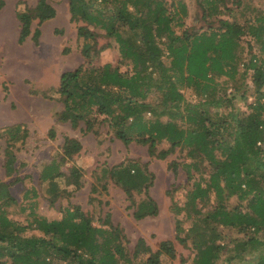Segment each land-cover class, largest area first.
<instances>
[{
  "label": "trees",
  "instance_id": "obj_1",
  "mask_svg": "<svg viewBox=\"0 0 264 264\" xmlns=\"http://www.w3.org/2000/svg\"><path fill=\"white\" fill-rule=\"evenodd\" d=\"M67 1L71 20L83 23L77 29V37L85 42H93L92 46L82 48L84 59L93 60L104 48L95 49L100 34L90 29L101 24L105 35L118 44L121 60L131 64V71L120 73L111 64H105L99 70L89 68L87 75L83 76L85 71L79 67L62 73L58 88L54 91L37 92L31 89L30 94L49 99V92H56L63 105V110L57 116L58 121L69 122L72 128L83 122L84 133L99 135L98 129L94 128L96 115L105 116L104 121L108 122L114 137L125 146L133 142L147 145L149 156L159 160L166 159L177 148L191 158L189 163L181 166L176 162L169 165L174 174L179 167L182 168L187 180L192 181L185 209L172 208L175 216L181 210H186L185 217L191 220L189 231L193 232L192 237L184 233V221L175 219V240L180 245L186 246L187 240L194 241V236H199L203 230L198 227L201 222L213 230L214 223L243 234L244 239L236 240L233 246L236 256L247 255L251 250L264 247V145H258L264 143V60L257 61L256 56L251 55L242 64L243 70L239 73L240 80H244L249 71L252 73L254 102L246 115L239 116L229 108L230 111L224 114L225 119L211 120L204 117V111L198 113L197 109L190 108L187 115L180 117L190 123L183 128L175 123L179 113L170 112L166 122L158 117L152 122L143 121L142 110H152V106L140 102L150 92H158L162 108L179 111L184 102L183 89H193L204 95L211 75H227V72L238 74L234 51L242 36L250 37V50L256 47L257 51L264 53V10L252 21L240 25L217 16L231 13L225 0H207V9L217 15L209 14L203 3H197L202 11L200 21H204L203 25L199 29L185 28L177 35L174 27L182 25L175 21L174 2L167 5L165 0H146L143 6L146 9L141 10L139 0H119L118 10L107 13L100 4L108 0ZM233 2L237 5L241 3L240 0ZM219 4L223 5V11H219ZM129 5L133 11L128 10ZM3 6L4 1L0 0V9ZM249 9L253 13L256 11ZM54 16L55 9L48 0H38L33 8L18 13V42L23 43L30 35V27L35 20L37 28L33 39L37 40L40 35L38 27ZM164 34L169 38L165 48L171 58L168 67L161 61L163 52L156 43V39ZM149 70L157 74L154 85L150 84L152 78L149 81L144 79V74ZM233 101L232 96L228 97L225 93L217 99L216 104L219 102L223 109H228ZM115 112L118 113L111 117ZM227 127L232 129L229 135L232 137L231 144L222 140L221 134L228 130ZM50 136L54 137L53 131H50ZM26 137L27 132L22 131L21 125L6 127L0 133V139L4 138L6 143L4 169L9 176L17 175L13 147L18 142L23 143ZM162 141L167 142L169 148L156 153V145ZM80 150L79 141L66 137L60 160L54 159L41 168L39 185L46 183L44 198L51 206L64 194L56 179L64 178L66 184H74L76 188L82 186L79 169L71 167L68 174L61 171V166L70 162ZM142 168L146 171L147 164L140 166L128 162L113 168L104 167L100 177L94 175L96 182L109 176L123 189L133 208L132 216L137 221L158 213L156 203L147 194L152 180L149 181L146 176L152 178V175L147 174L144 178ZM16 178L15 181H18ZM9 187V184L0 182V264H6L8 260L10 264H132L133 260L143 255L147 256L144 264H160L163 256L175 258L171 241H162L158 250L152 252L144 240L139 239L134 245L132 259H129L126 256L127 239L123 230L111 223L110 213L105 214L102 221L106 229L94 227L92 218L77 206L64 209L58 220H48L34 215L36 204L33 203L27 209L19 206V212L32 215V220L27 219L25 225L9 219L5 208L16 205ZM132 188L137 192L144 190L145 193V198L137 204L130 196ZM91 191H96L95 186ZM211 195L216 205L212 211L204 213L202 219L197 216L199 210L196 203L209 201ZM37 196L32 188L24 193L23 200ZM233 197H236L238 206L228 209L226 204ZM28 229L38 232V236H22ZM194 247V264H216L217 255L222 249L214 241L208 246L196 243ZM258 264H264V259Z\"/></svg>",
  "mask_w": 264,
  "mask_h": 264
},
{
  "label": "rangeland",
  "instance_id": "obj_2",
  "mask_svg": "<svg viewBox=\"0 0 264 264\" xmlns=\"http://www.w3.org/2000/svg\"><path fill=\"white\" fill-rule=\"evenodd\" d=\"M3 1L4 6L0 9V133L4 128L13 125H21L22 131L27 132L24 142H18L13 147L16 155V176L15 174L9 176L5 172L4 149L6 143L4 138L0 139V182L10 185L9 191L16 201L15 206L5 208L9 219L25 225L27 219L32 220V215L28 216V212H19V206H24L27 209L33 203L36 204L33 210L34 215L48 220H58L64 209L77 206L92 218L94 227L103 229L107 228L102 225L105 214L110 213L111 223L119 226L127 239L126 256L129 259H132L134 245L139 239H143L152 252L158 250L162 241L173 243L175 258L168 259L163 256L160 258V264H194L196 258L194 245L198 243L208 246L212 241L222 247L217 255L216 264H258L264 259V247L251 250L247 255L236 256V251L233 248L234 243L236 240L244 239V235L214 223L212 224L214 230L204 223H198V227L203 230L200 231L199 236H194L193 239L196 243L193 240H187V245L182 246L175 240V219L183 220L184 233L193 236V232L189 231L191 220L185 217L186 210H181L182 212L175 216L172 209L174 207L179 210L180 208L185 209L187 192L192 188V181L187 180L182 168L179 167L178 172L174 174L169 167L172 162H176L179 166L189 163L191 158L185 152L177 148L166 159L159 160L149 156L147 145L133 142L125 146L114 137L113 130L108 127V122L104 121L105 116L96 115L94 128L98 129L99 135L95 136L92 132L84 133L83 122H79L76 128H72L69 122L58 121L57 116L63 110V105L58 100L59 96L56 92L51 94L49 92V99L30 94L31 89L37 92L57 89L61 74L74 71L79 67L85 71L83 76L87 75L89 68L99 70L105 64H111L120 73L130 72L131 64L121 60L118 44L114 39L105 35L101 24H98L96 28L90 27V29L100 34L95 49L98 50L102 46L104 48L96 58L89 61L84 59L81 50L84 47L92 46L93 42H85L77 37V29L83 23L71 20L67 0H48V3L55 9V16L38 27L40 35L37 40L33 39L37 21H33L30 35L23 43L18 42L20 23L16 15L28 8H33L38 0ZM139 1L140 9L145 10L146 8L143 6H145L146 0ZM205 1L207 0H165L167 5L174 2L175 21L182 25L174 27L177 35L185 28L199 29L203 25L204 21H200L202 11L197 7V3H203L207 9ZM225 1L226 7L232 10L231 13L225 12L222 16L207 9L208 13L242 25L252 21L253 17L264 10V0H240V5L234 3V0ZM100 6L107 13H111L118 10L119 0H108L104 4L101 3ZM222 6L219 4V11H223ZM249 8H254L256 11L253 13ZM128 10L133 11L130 5ZM249 42L250 37L242 36L235 48L238 74L231 75L227 72V75H211V81L208 83L204 95L193 89H183L184 102L179 111L162 108L159 104L160 94L158 92L147 94L146 98L140 102L150 104L152 110L148 108L142 110L143 121L152 122L158 117L161 121L166 122L169 120L170 112L179 113L175 123L186 128L190 123L180 117L187 115L190 108L197 109L198 113L204 111V117L211 120L225 119L224 114L230 111L229 108H232V112L239 116L246 115L250 111V105L254 102L252 73L249 71L244 80H240L239 73L243 70L242 64L246 63L251 55L256 56L257 61L264 60V53L257 51L256 47L250 50ZM156 43L163 52L161 61L168 67L171 58L168 57L165 48L169 43V38L165 34L161 35L156 39ZM146 73L144 79L149 81L152 78L150 84L154 85L153 81L157 79L156 72L150 73L149 70ZM225 93L234 99L232 107H228V109H223L219 102L218 105L216 104L217 99ZM116 113L118 112L113 113L111 117ZM227 129L221 134L222 140L231 144L232 137L229 135L232 134V129L230 127ZM50 131H53V138L50 136ZM66 137L79 141L81 150L73 156L70 162L61 166V171L68 174L71 167L79 169L82 175L80 178L82 186L76 188L74 184H66L64 178L56 179L55 182L64 191V194L51 206L44 198L46 183L39 185V175L44 165L52 163L54 159L60 160L63 141ZM258 145L263 146L264 143L261 142ZM168 148L169 144L162 141L156 145V153ZM128 162L140 166L147 164V170L142 168L141 172L144 178L147 174L152 175V178L146 177L149 181L152 180L147 194L158 208V213L154 217L135 220L132 216L131 202L119 185L115 184L109 176H106V180L99 182L94 180V175L101 176V170L104 167L113 168ZM16 177H18V181H15ZM204 177L207 178V175ZM92 186H95V192L91 191ZM32 188L37 192V198L23 200L24 193ZM130 196L132 201L137 204L145 198V193L144 190L137 192L135 188H132ZM215 205L213 195L210 196L209 201L197 202L196 209L199 210L197 216L200 218L205 216L204 213L212 211ZM226 205L228 209L238 206L236 197L229 200ZM38 234L32 229H28L22 236H38ZM146 258V255L140 256L133 260L132 264H144ZM6 264H10V261H6ZM60 264L65 263L61 262Z\"/></svg>",
  "mask_w": 264,
  "mask_h": 264
}]
</instances>
